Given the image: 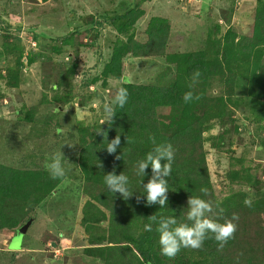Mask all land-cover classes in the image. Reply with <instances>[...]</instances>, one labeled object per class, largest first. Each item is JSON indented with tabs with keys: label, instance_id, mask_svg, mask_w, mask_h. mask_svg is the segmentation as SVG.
Segmentation results:
<instances>
[{
	"label": "rangeland",
	"instance_id": "374dc122",
	"mask_svg": "<svg viewBox=\"0 0 264 264\" xmlns=\"http://www.w3.org/2000/svg\"><path fill=\"white\" fill-rule=\"evenodd\" d=\"M257 6L258 0H0V164L47 171L48 157L62 152L68 181L39 204H5L3 212L18 224L0 228V264H106L89 249L111 244L100 203L105 172L86 171L80 152L87 134L108 123H102V106L121 83L103 72L113 50L131 34L147 41L153 17L166 20V55L127 54L123 77L147 85L179 82L204 101L219 96L223 82L211 76L190 88L180 61L203 50L210 37L250 33ZM132 8H145V14L120 33L122 16ZM204 149L218 201L245 211L264 205V105L253 106L241 76L223 117L209 122ZM21 244L24 249L11 251ZM120 252L115 257L121 262ZM159 259L179 264L178 257Z\"/></svg>",
	"mask_w": 264,
	"mask_h": 264
},
{
	"label": "trees",
	"instance_id": "16d2710c",
	"mask_svg": "<svg viewBox=\"0 0 264 264\" xmlns=\"http://www.w3.org/2000/svg\"><path fill=\"white\" fill-rule=\"evenodd\" d=\"M144 14L142 8L128 10L122 16L118 31L124 33L131 29ZM147 33L145 42L131 34L125 42L119 43L104 67V74L123 77V58L127 54L136 57L165 56L170 24L153 17ZM238 36L235 31L228 30L223 38L210 37L203 50L185 54L178 66L181 74L190 79L194 70L199 69V82L218 76L224 84L219 96L185 103L182 97L189 90L181 87L179 82L168 86L131 82L123 85L128 90V100L123 108H116L112 123L87 134L88 141L80 152L85 170L92 166L95 171L98 169L105 174L113 169L117 175L123 172L129 178V189L134 191L132 197L125 200L119 193H111L106 186L101 196L100 203L107 212H103V219L108 222L111 244L89 249L91 254L101 256L106 264H159L161 249L156 224H153L152 231H145L144 225L150 223L148 217L153 214L174 216L178 223L186 222L187 200L191 195L212 201L214 219L222 222L225 217L231 218L236 213L239 220L235 222L234 238L222 250H218L214 239H206L199 249L181 248L175 256L179 264H264V205L258 203L245 211L241 206L218 201L211 186L204 149V133L209 129V122L223 117L236 94L239 76L248 84L253 106L264 105V0H258L250 33ZM165 109L168 114L162 113ZM99 129L107 132L108 140L120 135L121 145L116 153L107 152V140L97 132ZM149 135H154L157 143H171L174 150L172 171L167 178L168 201L163 208L158 204H146L142 183L151 177V166L144 177L137 175L136 171L138 161L153 148ZM126 137L133 142L127 143ZM117 155L121 158L116 159ZM61 182L53 180L48 171L22 170L0 164V228L18 224L3 212L9 200L39 204ZM201 188H207L208 194L202 193ZM137 196L141 197L139 202ZM135 226H139L137 231ZM116 250L121 251V262L115 257Z\"/></svg>",
	"mask_w": 264,
	"mask_h": 264
},
{
	"label": "clouds",
	"instance_id": "9594fccd",
	"mask_svg": "<svg viewBox=\"0 0 264 264\" xmlns=\"http://www.w3.org/2000/svg\"><path fill=\"white\" fill-rule=\"evenodd\" d=\"M201 72L199 69L192 73V83L189 87H193L198 82ZM131 83L127 77H121V83L117 87L113 99L103 104V111L109 124L112 123L113 117L116 114V108H123L128 100V90L123 85ZM182 99L185 103L193 101V99H200L198 95H194L192 91H187L183 94ZM101 123V124H102ZM97 132L102 134L107 140L106 150L109 154L117 152V148L121 145L120 135L117 134L115 138L108 140L107 132L99 129ZM149 140L153 144V148L146 154L144 159L138 161L137 175L143 177L147 175V169L151 166V177L146 183H142L144 194H146V204L148 206L158 204L160 208L167 206L168 201V177L171 175V164L174 160V150L171 143H157L154 135H149ZM127 143H132L130 137H126ZM73 146V144H69ZM64 155L62 152L51 154L46 163L45 169L48 171L53 180L68 181L66 177V169L63 164ZM121 156L117 155L116 159ZM164 161V163H162ZM102 167V164L100 165ZM104 183L108 190L113 193H119L120 196L127 200L132 197L133 192L128 187L129 178L123 172L120 174L113 171L108 172L104 176ZM201 192L208 194L207 188H201ZM139 202L141 197H136ZM244 204L247 207H252V199L246 198ZM219 208V205H216ZM186 222L178 223L174 216H157L153 214L148 217L150 223L145 224V231H152L153 224H156V232L159 233V245L161 254L174 258L181 248L199 249L203 246L206 239H214L217 242L218 250H222L230 239H233L237 230L236 221L239 216L233 213L231 218L225 217L221 222L213 218L214 207L210 200L203 199L198 196H190L187 200ZM223 212L222 209L219 210ZM211 234V235H209Z\"/></svg>",
	"mask_w": 264,
	"mask_h": 264
},
{
	"label": "crops",
	"instance_id": "0c3cea01",
	"mask_svg": "<svg viewBox=\"0 0 264 264\" xmlns=\"http://www.w3.org/2000/svg\"><path fill=\"white\" fill-rule=\"evenodd\" d=\"M142 9H145V8H142ZM10 238H11V237H10ZM12 239H13V236H12ZM9 242H12V240H11V241H8V243H7L8 245H10ZM22 243H23V242H22ZM49 244H50V242L48 243V245H49ZM21 249H24V245H23V244H21L19 248L13 249V250H11V251L14 252V251L21 250Z\"/></svg>",
	"mask_w": 264,
	"mask_h": 264
},
{
	"label": "water",
	"instance_id": "95a60500",
	"mask_svg": "<svg viewBox=\"0 0 264 264\" xmlns=\"http://www.w3.org/2000/svg\"><path fill=\"white\" fill-rule=\"evenodd\" d=\"M29 223H30V222H29ZM29 223H28V224H29Z\"/></svg>",
	"mask_w": 264,
	"mask_h": 264
}]
</instances>
